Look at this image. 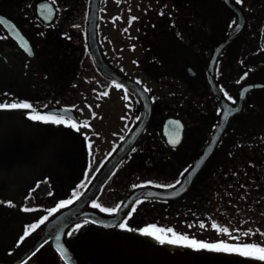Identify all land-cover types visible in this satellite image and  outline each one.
Returning a JSON list of instances; mask_svg holds the SVG:
<instances>
[{"label":"flooded vegetation","instance_id":"obj_1","mask_svg":"<svg viewBox=\"0 0 264 264\" xmlns=\"http://www.w3.org/2000/svg\"><path fill=\"white\" fill-rule=\"evenodd\" d=\"M39 1L0 0V117L33 129L30 144L78 129L80 174L67 188L43 176L19 192L0 185V263L42 237L48 219L87 189L145 113L142 131L85 207L112 216L130 203L120 222L80 220L65 236L76 259L48 241L22 264H143L139 252L149 242L170 250L213 243L215 193L242 204L248 183L264 191V0H101L99 47L117 77L88 47L90 0H78L77 10L69 0H46L57 7L52 22L38 15ZM119 78L137 82L151 107ZM7 98L30 107L12 108ZM214 143L182 195L144 189L173 188ZM59 155L67 168L77 166L75 147L63 143ZM135 192L145 194L129 202ZM177 237L188 240L167 242Z\"/></svg>","mask_w":264,"mask_h":264},{"label":"water","instance_id":"obj_2","mask_svg":"<svg viewBox=\"0 0 264 264\" xmlns=\"http://www.w3.org/2000/svg\"><path fill=\"white\" fill-rule=\"evenodd\" d=\"M101 0H90L88 20H87V36H88V47L92 53L96 64L110 77H117L116 72L112 70L106 63L102 52L99 47L98 39V19H99V8ZM36 11L41 19L46 22H52L57 14V9L53 2L46 0L40 1L36 6ZM119 80L125 83L127 86L132 87L141 97L143 104L146 107H151V101L145 90L137 83L128 81L125 78H119ZM51 111H59L71 115L74 113L68 108L56 107ZM145 119L147 120V113H145ZM144 117V116H143ZM145 119L140 121L126 136L123 142L116 148L110 158L105 162L102 168L94 176L87 189L72 203L56 211L45 223L44 233L42 237L26 251L20 258L9 262L0 264H22L30 256H32L42 245L48 241H52L54 248L64 259L73 258L76 259V255L69 248L66 243L65 236L67 229L74 223L88 219L96 224H100L106 227L116 226L121 218L128 212L130 203L123 204L118 212L112 216H104L95 210H86L87 203L92 200L99 192L102 183L105 178L112 171L117 162L122 158L124 154L130 149L136 140L137 136L142 131L145 125ZM216 143L212 144L202 154V158L199 163L194 164L188 172L185 174L183 179L173 188L162 191L154 190V188H144L150 194H158L162 197L180 196L182 195L191 185L193 178L207 156L213 151ZM68 154V152H65ZM139 194H145L144 192H135L129 198V202H132L131 198L138 196ZM139 257L143 261V264H264L254 257L240 255L235 252H225L217 250H209L206 248H178L171 251L164 245L155 244L149 242L145 245V249L139 252Z\"/></svg>","mask_w":264,"mask_h":264},{"label":"rangeland","instance_id":"obj_3","mask_svg":"<svg viewBox=\"0 0 264 264\" xmlns=\"http://www.w3.org/2000/svg\"><path fill=\"white\" fill-rule=\"evenodd\" d=\"M3 72V71H2ZM13 116V114H12ZM0 117V185L8 186L9 192L26 190L30 185H38L41 176L62 187H69L79 178V145L80 132L72 129L63 140L57 136L54 141L38 139L30 144L29 136L33 129L23 130L16 126L15 120ZM57 133V131H56ZM63 137V136H62ZM67 142V143H66ZM64 147L76 148L75 168H67L59 155L62 144ZM71 145H70V144ZM69 144V145H68ZM65 185V186H64ZM4 222V221H3ZM2 221L0 220V225ZM20 233V231H19ZM101 237V236H100ZM6 243V242H5ZM5 243H0L2 244ZM10 243V242H9ZM1 254V252H0ZM2 254L7 255L6 252Z\"/></svg>","mask_w":264,"mask_h":264},{"label":"trees","instance_id":"obj_4","mask_svg":"<svg viewBox=\"0 0 264 264\" xmlns=\"http://www.w3.org/2000/svg\"><path fill=\"white\" fill-rule=\"evenodd\" d=\"M68 3L76 10L77 7L81 6V3H79L78 0H69ZM76 22L79 24V20ZM77 23L69 21L65 25L72 26ZM7 102L9 105L14 103L11 98H7ZM214 196L215 205L213 209V224L217 225L220 229L227 228L229 233L239 235L240 239L234 240L229 234L217 231V229L213 228L214 240L211 244H216L217 246L222 247L221 242H223L224 244L231 246L255 244L264 247V191L252 187L248 183L242 195L244 199L241 198L243 200L242 204H235V199H232L231 197L226 199V196L218 192H216ZM245 232H249L250 235L244 236L243 233ZM181 245L184 246L185 244L181 243ZM223 251L234 252L231 249Z\"/></svg>","mask_w":264,"mask_h":264},{"label":"snow or ice","instance_id":"obj_5","mask_svg":"<svg viewBox=\"0 0 264 264\" xmlns=\"http://www.w3.org/2000/svg\"><path fill=\"white\" fill-rule=\"evenodd\" d=\"M240 2H242V0H237V3H240ZM233 24H235V21L233 22ZM24 47H25V50L29 51V53H30V49L28 48V45L25 44ZM101 95H107V93H102ZM125 98H127V97H125ZM229 99H231V98L229 97ZM10 107H12V108H17V107L29 108L30 105H27V104H20V105L12 104V105H10ZM33 119H41V117L34 116ZM137 119H139V118H137ZM46 122L62 123L63 121L52 119L51 121H46ZM177 183H180V181H177ZM168 187H172V185H170ZM96 206H98V205H96ZM106 211H108V210H106ZM200 226L204 227L203 224H201ZM79 227L80 226L77 225V228H79ZM119 227L123 229V228L126 227V225L124 223H121L119 225ZM212 227L214 229H217V231H221L223 233L229 234L231 236V238L234 239V240H239L240 239L239 235H233V234L229 233V230L227 228L220 229L215 224H213ZM160 231H163V230H160ZM167 232H172V230L168 229ZM71 234L72 233H69V235H71ZM144 234L151 235L152 233L149 232L148 230H144ZM243 235L244 236H248V235H250V233L249 232H245V233H243ZM173 236L175 237L176 234L173 233ZM154 238L160 240L161 243L165 242L164 240L161 239V237L159 235L155 236ZM178 240H188V238L187 237H177L176 239H169V240H167V242L168 243H176ZM221 244H222V247L221 246H217L216 244H208V243H204V242H198V241H195V240H191L187 244H185L184 246L197 247V248H206V249H209V250H228V249H231L232 251L237 252L240 255H245V256H253L254 255V258H257V259H259L261 261H264V247H260V246L255 245V244H243V245H235V246L227 245V244H224L223 242H221Z\"/></svg>","mask_w":264,"mask_h":264}]
</instances>
